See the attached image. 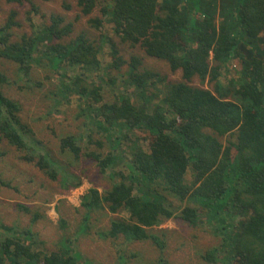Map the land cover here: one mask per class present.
I'll list each match as a JSON object with an SVG mask.
<instances>
[{"label": "trees", "instance_id": "16d2710c", "mask_svg": "<svg viewBox=\"0 0 264 264\" xmlns=\"http://www.w3.org/2000/svg\"><path fill=\"white\" fill-rule=\"evenodd\" d=\"M29 2L30 13H38V5ZM77 3L83 15L91 16L92 29L112 25L114 37L103 36L111 50L108 65L102 64L100 45L87 32L72 37L74 24L54 13L33 35L16 40L13 27L19 24L12 13L0 27V58L25 75L45 60L60 78L58 102L77 98L84 133L62 136L60 153L74 160L82 155L95 159L108 182L104 191L93 187L83 196L86 219L98 209L124 211L127 216L111 220L102 237L152 241L164 248L152 231L176 215L179 202L184 205L181 218L195 225L206 221L222 237L203 260L264 264V0ZM97 10L100 14L92 16ZM118 42L166 61L172 72H182V80L161 89L157 83L165 78L137 55L126 61ZM229 64L237 75L224 83L220 77ZM98 72L100 80L91 78ZM196 78L201 84L212 82L213 89L194 84ZM119 81L124 89L110 91L113 98L108 99L104 85ZM8 83L0 70V143L22 151L21 159L35 163L63 188L79 187L81 177L37 141L23 121L20 102L5 95ZM85 139L103 151L83 146ZM6 230L0 264H93L69 237L68 244L46 253L34 249L31 228Z\"/></svg>", "mask_w": 264, "mask_h": 264}, {"label": "rangeland", "instance_id": "374dc122", "mask_svg": "<svg viewBox=\"0 0 264 264\" xmlns=\"http://www.w3.org/2000/svg\"><path fill=\"white\" fill-rule=\"evenodd\" d=\"M32 1L39 7L36 14L30 13L32 8L29 0L12 3L3 1L0 4V27L12 13H16L15 21L19 25L13 27V40L19 39L24 33L33 35L34 30L40 28L39 24L48 22L54 13L63 16L66 22L74 24L72 37L87 32L92 40L100 45L99 57L102 64L106 66L112 61L111 50L103 37H114L112 25L105 24L100 32L92 29L88 23L91 16L82 14L77 0ZM67 5L70 8H67ZM99 14L97 10L92 16ZM118 43L126 61L129 62L133 55H137L143 59L145 67L165 78L164 83H157L161 89H164L166 82L182 80V72H172L166 61L148 57L140 48L131 49ZM238 67L236 65V68ZM127 68L128 64L124 65L120 74L126 72ZM0 70L9 78V83L4 86L5 95L20 102L23 121L32 127L37 141H41L54 155L64 159L69 165V170L81 177L82 181L77 188L65 189L59 180L49 178L35 163L21 159L24 155L22 151L7 142L0 143V241L4 233H7L6 227H15L19 231L31 228L36 238L34 249L46 253L55 252L62 244H68L69 237L72 240L70 244L85 260L93 264H160V259L164 264H209L202 259V255L219 246L222 237L217 235L211 224L206 221L195 225L181 218L180 213L184 205L179 202L177 206H181L176 207V215L152 231L164 242V248L152 241L102 237V232L110 227L111 220L126 217L127 214L124 211L112 213L107 209H98L91 213L89 221L85 217L86 210L81 206L83 196L93 187L104 191L108 182L95 159L82 155L79 160H74L72 157L65 158L60 153L62 136L84 133L85 118L81 117L77 98L68 97L58 102L60 78L58 74L52 73L45 60L34 63L30 74L25 75L19 72L15 63L0 58ZM103 73V69L100 70V74ZM90 74L91 78L100 80L99 72ZM236 75L235 67L229 64L223 68L220 79L227 83L228 79ZM194 84L213 89L212 82L201 84L198 78L194 79ZM104 86L109 89L106 93L108 99L113 98L110 91L114 93L124 89L120 81L111 85L106 83ZM128 88L131 92L134 89ZM134 94L136 93L133 92ZM222 140L225 143L226 138ZM81 143L90 149L103 151L98 149L96 144H88L86 139ZM145 147L147 148V144ZM19 204L26 206L29 211L20 209ZM86 227L88 230L84 229ZM215 264L227 263L221 261Z\"/></svg>", "mask_w": 264, "mask_h": 264}]
</instances>
